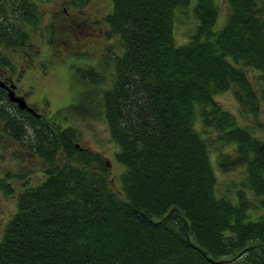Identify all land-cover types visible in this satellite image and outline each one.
Here are the masks:
<instances>
[{
  "label": "trees",
  "instance_id": "1",
  "mask_svg": "<svg viewBox=\"0 0 264 264\" xmlns=\"http://www.w3.org/2000/svg\"><path fill=\"white\" fill-rule=\"evenodd\" d=\"M225 1L226 21L215 28L216 0H110L103 24L119 49L76 69L83 89L59 121L19 109L0 87L2 131L44 174L17 195L0 264H264V0ZM188 8L196 24L177 43V15ZM39 19L32 0H0V75L12 67L7 51L23 53L25 27ZM245 68L257 72L254 83ZM227 91L247 124L216 102ZM97 112L123 167L116 185L61 123ZM225 146L234 154L213 162L211 149ZM216 166L243 169L233 193L219 191Z\"/></svg>",
  "mask_w": 264,
  "mask_h": 264
},
{
  "label": "rangeland",
  "instance_id": "2",
  "mask_svg": "<svg viewBox=\"0 0 264 264\" xmlns=\"http://www.w3.org/2000/svg\"><path fill=\"white\" fill-rule=\"evenodd\" d=\"M32 1L37 6L39 22L34 27L28 25L25 27L29 32V39L26 41L22 55L14 50L7 51V55L11 60L22 65L21 76L17 74L14 78L17 94L25 96V100L40 113L39 117L42 115V118L59 121L62 115L57 114L58 111L76 101L78 92L83 89L80 86L76 87L73 81L76 69L88 67L98 61L105 63V57H109L119 49L117 37L107 36L108 27L103 24L104 17L110 11L111 2L88 0L84 6L74 7L70 5V0ZM216 4L219 15L215 28H220L226 21L228 7L225 0H216ZM7 11L9 13L10 8ZM67 11L70 12L71 17L75 16L73 27L69 32L65 29L69 22ZM187 12L188 16L180 12L177 15L174 27V39L177 43L186 42L196 24L191 8H188ZM89 20H95L94 26H88ZM51 30L53 35L50 37ZM245 72L254 83L257 72L251 68H245ZM108 74L105 86L109 85L110 74ZM215 100L223 109L233 113L240 124H247L246 119L240 115L239 105L230 91L216 95ZM259 119L264 121L263 113ZM249 120V126L256 124L254 119ZM63 122L75 128L78 136L77 144L81 149L96 153L103 159L102 161L107 165L106 177L115 185L118 184L117 176L123 167L115 160L114 153L117 151V146L112 142L106 122L101 115H98V112L89 117L68 114L67 122L61 121ZM30 132L29 130L28 137ZM232 150L231 147L226 146L213 147L210 153L211 159L217 163L220 153L233 155ZM64 160L59 158L56 162L62 164ZM42 170V162L20 141L10 138V135L4 133L0 127V236L4 223L16 210L17 195L24 187L38 183L44 177ZM216 172L219 191L223 193L227 187L225 192L231 194L235 189L233 186H239L238 181L244 171L241 168H234L222 173L216 166ZM2 183L11 191H7Z\"/></svg>",
  "mask_w": 264,
  "mask_h": 264
},
{
  "label": "flooded vegetation",
  "instance_id": "3",
  "mask_svg": "<svg viewBox=\"0 0 264 264\" xmlns=\"http://www.w3.org/2000/svg\"><path fill=\"white\" fill-rule=\"evenodd\" d=\"M64 10L66 11V9L64 8ZM67 14H68V18H69V22H67V26L65 27V29H66V32H69L70 31V28L71 27H73V22H74V19H75V16H72L71 17V14H70V12H68L67 11ZM86 19V18H85ZM92 21L91 20H89V25L88 26H94V22L93 23H91ZM84 23H86V22H84ZM20 55H22V54H20ZM10 60V59H9ZM10 62H11V64H12V67H10L9 69H3L2 70V73H1V75H0V82H2L3 83V85L2 84H0V87L5 91V93H6V95H7V97H8V88L10 87V86H12L13 85V87H14V92H15V95H18V96H23L24 98H25V96L24 95H20V94H17V91H16V84L14 83V78L16 77V75L17 74H19L20 76H21V72H20V70H21V67H22V65H21V63H19V62H15V61H13V60H10ZM9 98V97H8ZM26 99V98H25ZM12 102V101H11ZM26 102H27V100H26ZM14 103V102H13ZM16 106H17V104L16 103H14ZM27 104L29 105V106H31V107H33L32 105H30L28 102H27ZM18 107V106H17ZM19 108V107H18ZM34 108V107H33ZM20 109V108H19ZM25 110V109H24ZM34 110L36 111V109L34 108ZM25 111H27V110H25ZM27 112H29V113H31L33 116H34V114L32 113V112H30V111H27ZM37 112V111H36ZM40 114V113H39ZM42 116V115H41ZM36 117V116H35Z\"/></svg>",
  "mask_w": 264,
  "mask_h": 264
},
{
  "label": "water",
  "instance_id": "4",
  "mask_svg": "<svg viewBox=\"0 0 264 264\" xmlns=\"http://www.w3.org/2000/svg\"><path fill=\"white\" fill-rule=\"evenodd\" d=\"M0 84L3 85L2 82H0ZM7 93H8L9 100L12 101V102H14V103H16L17 106H18L20 109H23V110L25 109V110H27V111H30V112H32V113L34 114V116H36V117H39V116H40V114H39L38 112H36V111L34 110L33 107H31V106H29V105L27 104V102H26V100H25L24 97H22V96H18V95H15L13 85L10 86V87L8 88V92H7Z\"/></svg>",
  "mask_w": 264,
  "mask_h": 264
}]
</instances>
